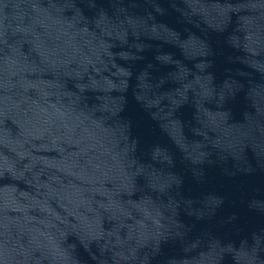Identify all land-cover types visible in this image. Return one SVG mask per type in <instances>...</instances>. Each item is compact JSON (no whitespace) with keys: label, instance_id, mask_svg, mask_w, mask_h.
<instances>
[{"label":"water","instance_id":"95a60500","mask_svg":"<svg viewBox=\"0 0 264 264\" xmlns=\"http://www.w3.org/2000/svg\"><path fill=\"white\" fill-rule=\"evenodd\" d=\"M0 264H264V0H0Z\"/></svg>","mask_w":264,"mask_h":264}]
</instances>
